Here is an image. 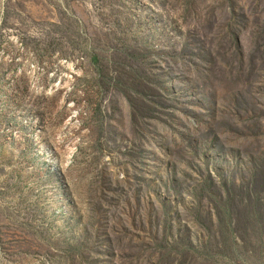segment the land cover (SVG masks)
<instances>
[{
	"label": "rangeland",
	"instance_id": "1",
	"mask_svg": "<svg viewBox=\"0 0 264 264\" xmlns=\"http://www.w3.org/2000/svg\"><path fill=\"white\" fill-rule=\"evenodd\" d=\"M0 264H264V0H0Z\"/></svg>",
	"mask_w": 264,
	"mask_h": 264
}]
</instances>
